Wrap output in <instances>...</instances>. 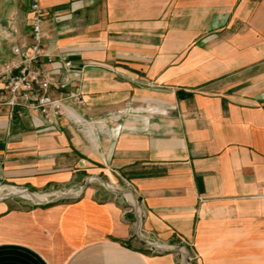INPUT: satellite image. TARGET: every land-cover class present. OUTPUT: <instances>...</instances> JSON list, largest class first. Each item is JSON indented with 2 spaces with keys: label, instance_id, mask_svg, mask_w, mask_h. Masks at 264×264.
Returning a JSON list of instances; mask_svg holds the SVG:
<instances>
[{
  "label": "crops",
  "instance_id": "obj_1",
  "mask_svg": "<svg viewBox=\"0 0 264 264\" xmlns=\"http://www.w3.org/2000/svg\"><path fill=\"white\" fill-rule=\"evenodd\" d=\"M40 1L87 105L54 125L0 107V189L79 191L0 195V264H264V0ZM31 2L0 0V61L30 42ZM91 178L131 187L175 252H147Z\"/></svg>",
  "mask_w": 264,
  "mask_h": 264
},
{
  "label": "built area",
  "instance_id": "obj_2",
  "mask_svg": "<svg viewBox=\"0 0 264 264\" xmlns=\"http://www.w3.org/2000/svg\"><path fill=\"white\" fill-rule=\"evenodd\" d=\"M30 10V42L14 44L15 59L0 61V107L9 108L10 119L38 116L48 125L62 117L76 121L77 116L68 110L72 105H87L83 81L88 66L78 67L67 56L55 58L48 53L41 1L32 0ZM157 243L149 241L151 250ZM186 256L185 264H189L190 254Z\"/></svg>",
  "mask_w": 264,
  "mask_h": 264
},
{
  "label": "rangeland",
  "instance_id": "obj_3",
  "mask_svg": "<svg viewBox=\"0 0 264 264\" xmlns=\"http://www.w3.org/2000/svg\"><path fill=\"white\" fill-rule=\"evenodd\" d=\"M93 179L92 181L90 180L89 186L93 187V188H97L101 194H107L109 196H112L114 198H117L128 210H131V212L133 214L136 215L135 221H134V225H136V236L137 239L139 241H142L144 247L146 248L147 252L153 253V254H166V253H172L175 252L173 250H170L168 245H164L161 243H157L158 246L154 247L153 250H151V246L149 245V235L146 234L142 228V220L140 217V211H138V202H136L138 199L135 197L133 198V200L135 201V203L129 199V195L128 193L130 192V194H133V191L131 189V187H129L126 183H121V182H110V181H105L102 180L100 178H91ZM107 186H111V189L108 188ZM113 187V188H112ZM79 189V188H78ZM79 191V190H78ZM78 191H71V189L69 187L67 188H63L62 190H58V191H45V192H41L38 193L37 196L35 195H31V197H29L30 195L26 194V195H21V192L17 195H14L18 198H24V199H28L30 201H42L44 203L50 202V201H54L57 200L58 198H62V197H66L69 196L70 194H74V193H78ZM6 192V193H5ZM127 192V193H126ZM0 195H6L9 194L10 195V191H2V189H0ZM12 195V194H11ZM134 195V194H133ZM135 196V195H134ZM38 198V199H36ZM38 200V201H37ZM181 250V252H180ZM178 253H180V264H185L186 263V255L188 254V251L186 249H180Z\"/></svg>",
  "mask_w": 264,
  "mask_h": 264
},
{
  "label": "bare ground",
  "instance_id": "obj_4",
  "mask_svg": "<svg viewBox=\"0 0 264 264\" xmlns=\"http://www.w3.org/2000/svg\"><path fill=\"white\" fill-rule=\"evenodd\" d=\"M92 180H93V179H91V181H92ZM112 188H113V187H112ZM9 189H10V188H9ZM9 189H8V190H9ZM11 189H12V188H11ZM110 189H111V186H110ZM5 193H6V192H5ZM19 193H20V192H18L17 190H13V189L10 190V194H19ZM0 194H1V193H0ZM128 195H129V199L132 200V201L135 203V201L133 200L134 197L131 196L132 194L130 195V193H128ZM4 196H5V195H4ZM36 199H38V198H36ZM42 201H43V200H42ZM42 201H41V202H42Z\"/></svg>",
  "mask_w": 264,
  "mask_h": 264
}]
</instances>
